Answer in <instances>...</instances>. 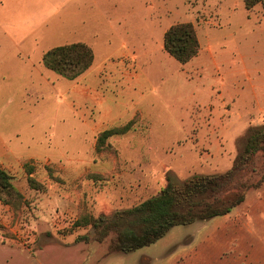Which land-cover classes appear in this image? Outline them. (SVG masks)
<instances>
[{
	"label": "rangeland",
	"instance_id": "1",
	"mask_svg": "<svg viewBox=\"0 0 264 264\" xmlns=\"http://www.w3.org/2000/svg\"><path fill=\"white\" fill-rule=\"evenodd\" d=\"M178 22H192L201 43L185 64L163 46ZM78 41L95 53L81 76L43 64L48 49ZM131 120L134 129L97 149L100 132ZM262 124L261 4L0 0V133L22 166L10 173L22 198L0 199V264H264V184L229 213L128 253L76 242L93 230L74 225L157 194L168 173L182 182L226 171Z\"/></svg>",
	"mask_w": 264,
	"mask_h": 264
},
{
	"label": "trees",
	"instance_id": "2",
	"mask_svg": "<svg viewBox=\"0 0 264 264\" xmlns=\"http://www.w3.org/2000/svg\"><path fill=\"white\" fill-rule=\"evenodd\" d=\"M247 10H253L264 0H243ZM164 49L177 61L185 64L201 49L200 39L192 22L171 25L164 34ZM95 53L86 42L78 41L48 49L42 58L50 70L67 79H76L93 64ZM135 120L100 132L97 149L108 146V139L134 129ZM264 124L252 127L232 166L223 172L195 173L178 182L168 173L161 190L143 201L112 214L98 216L85 213L74 223L77 227L90 226L92 233L76 238L79 241H97L106 247V255L131 252L156 242L175 225L191 224L229 213L245 201L247 192L264 184ZM263 161V163H262ZM33 169H27L28 180L36 187ZM10 173L0 166V199L13 203L22 193L12 181Z\"/></svg>",
	"mask_w": 264,
	"mask_h": 264
},
{
	"label": "crops",
	"instance_id": "3",
	"mask_svg": "<svg viewBox=\"0 0 264 264\" xmlns=\"http://www.w3.org/2000/svg\"><path fill=\"white\" fill-rule=\"evenodd\" d=\"M6 1V0H5ZM19 154L10 146L9 140L0 133V166L9 173L22 169Z\"/></svg>",
	"mask_w": 264,
	"mask_h": 264
}]
</instances>
